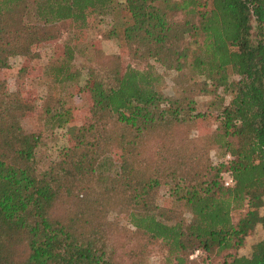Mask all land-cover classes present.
I'll return each mask as SVG.
<instances>
[{
    "label": "trees",
    "instance_id": "1",
    "mask_svg": "<svg viewBox=\"0 0 264 264\" xmlns=\"http://www.w3.org/2000/svg\"><path fill=\"white\" fill-rule=\"evenodd\" d=\"M123 3L124 22L111 33L127 62L93 49L89 122L43 171L40 132L24 128L35 109L0 80V264H145L153 243L175 264L193 254L202 263L224 256L221 264H264V238L247 254L229 253L255 226L264 230L254 211L232 221L234 210L264 197V0ZM113 4L0 0V69L13 57L37 59L45 42L66 35L61 62L44 73L53 90L67 86L78 76L71 62ZM219 88L231 98L211 132L195 99ZM50 99L40 115L61 128L72 110L61 96ZM215 147L223 150L218 164L209 159ZM162 188L169 205L159 201Z\"/></svg>",
    "mask_w": 264,
    "mask_h": 264
},
{
    "label": "rangeland",
    "instance_id": "2",
    "mask_svg": "<svg viewBox=\"0 0 264 264\" xmlns=\"http://www.w3.org/2000/svg\"><path fill=\"white\" fill-rule=\"evenodd\" d=\"M113 8L114 10L111 13L98 16L95 28L88 32L86 41L80 46L79 51L81 53H77L71 62L72 70L76 71L78 76L67 86L53 90L48 75L44 73L46 66L61 62V59L56 60L62 54V44L66 39V35L59 40L45 42L37 49L39 54L37 59L30 61L23 57H13L9 61L8 68L0 69V80L5 81L7 89L9 91H19L24 101L33 105L35 109L36 114L26 118L24 128L29 133L40 132V141L35 155L40 171L45 170L51 162L62 159L66 150L74 144L77 128L89 122L91 100L88 94V85L90 80L86 71L88 64L96 57L93 49L100 50L105 56L118 54L121 57L122 64L127 62L126 50L120 40L112 36L111 33L115 24L116 27H119L120 20H124L123 0H114ZM170 17L173 20L181 19V16L176 13ZM175 41L183 43L185 40L178 36ZM229 80L230 82L236 81L237 77L230 76ZM167 85L165 92H169L171 86L169 78H167ZM57 96H61L63 107L71 108V119L65 126L52 129L45 124L40 113L43 111V107L48 104V97L52 99ZM230 98L231 93H229V90L223 88H219L209 95L196 97L195 109L200 114L205 115L203 126L208 127L207 130L217 131L219 124L216 121L215 114ZM51 99L49 102L52 104L53 100ZM222 154L223 150L220 148H212L209 151L211 163L218 164ZM165 191V188L160 190L159 201L168 204L169 197L165 194ZM248 210L256 212L259 216L264 215V197L261 198L257 207L249 209L245 206L234 210L232 212L233 223H237ZM123 212L127 213L125 210ZM263 238L264 230L257 225L248 232L242 246L229 253L234 255L247 254L250 247ZM145 253V264H175L173 260H168L165 248L159 243L150 245ZM224 260V256H211L207 259V262L202 263L201 259L196 258L193 254L189 257L188 264H221Z\"/></svg>",
    "mask_w": 264,
    "mask_h": 264
},
{
    "label": "built area",
    "instance_id": "3",
    "mask_svg": "<svg viewBox=\"0 0 264 264\" xmlns=\"http://www.w3.org/2000/svg\"><path fill=\"white\" fill-rule=\"evenodd\" d=\"M230 159V156L229 155H226V157H225V161H228ZM232 183H233V180H232V178L228 175V174H223V184H224V186H230V185H232Z\"/></svg>",
    "mask_w": 264,
    "mask_h": 264
}]
</instances>
